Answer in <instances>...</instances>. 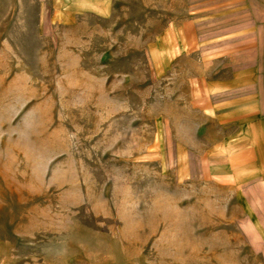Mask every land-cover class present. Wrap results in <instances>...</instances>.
I'll use <instances>...</instances> for the list:
<instances>
[{
    "label": "rangeland",
    "instance_id": "1",
    "mask_svg": "<svg viewBox=\"0 0 264 264\" xmlns=\"http://www.w3.org/2000/svg\"><path fill=\"white\" fill-rule=\"evenodd\" d=\"M223 1L0 0V264H264L204 164Z\"/></svg>",
    "mask_w": 264,
    "mask_h": 264
},
{
    "label": "crops",
    "instance_id": "2",
    "mask_svg": "<svg viewBox=\"0 0 264 264\" xmlns=\"http://www.w3.org/2000/svg\"><path fill=\"white\" fill-rule=\"evenodd\" d=\"M211 9L209 40L225 62L199 110L223 132L209 146L206 175L233 188L264 257V4L224 0Z\"/></svg>",
    "mask_w": 264,
    "mask_h": 264
}]
</instances>
